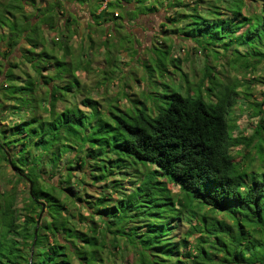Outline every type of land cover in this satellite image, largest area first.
I'll list each match as a JSON object with an SVG mask.
<instances>
[{"label": "trees", "instance_id": "16d2710c", "mask_svg": "<svg viewBox=\"0 0 264 264\" xmlns=\"http://www.w3.org/2000/svg\"><path fill=\"white\" fill-rule=\"evenodd\" d=\"M80 7L100 42L79 35ZM160 9L167 39L142 66L173 72L174 87L151 78L122 104L96 98L125 80L109 37ZM171 33L264 67V0H0V264H264L262 103L252 134L235 135L253 83L209 64L190 79Z\"/></svg>", "mask_w": 264, "mask_h": 264}, {"label": "rangeland", "instance_id": "374dc122", "mask_svg": "<svg viewBox=\"0 0 264 264\" xmlns=\"http://www.w3.org/2000/svg\"><path fill=\"white\" fill-rule=\"evenodd\" d=\"M44 3L45 2L41 1V4ZM148 4H150V2H148ZM69 7L71 9H75L76 4L74 2H69ZM79 9L80 15L82 16L79 18V35H83V31H85L86 35L88 33L93 34L98 42H100L101 36L99 35V30H96L97 33H94L95 30H93V28L88 25L89 23H93V25L95 23L92 20L90 12L87 8L80 7ZM167 14V11L160 9V11L150 12L149 15L142 16L139 18L138 23L135 21H126V27L122 28L120 33L109 37L111 42L115 41L119 44L118 50L120 51L121 55V65L125 70V80L114 81L109 85L108 88L102 87L101 89H96L95 92H98L96 98L98 97L99 99H105V101H103L105 103L112 101L115 104H122V102H124V91L128 92L133 97L139 96L142 91H147L149 88L148 83H152V79L158 80L163 84H170L174 87L173 72H166L164 76H162L160 71H155L153 74H151L153 70H150V74H147L145 72V68L142 66V60L147 59V57L151 54L149 47L154 42L156 45L160 46L163 44L162 42L164 39H167V35L165 32H163L164 28L161 25V21L166 20L165 17ZM118 22H120V20H118ZM107 29L109 30V28ZM49 36L53 37L54 33H49ZM122 36H126L124 39L125 41L127 39H131L134 41V43L126 42L124 44L125 47L120 46V40ZM169 37L172 38V42L174 44L173 56H178L182 59V68L188 73L190 79H195L197 81L199 77L202 76L205 66L209 64L212 66L215 72L221 74L222 77L225 75H237L238 77L246 78L253 83V87L250 90L251 93L248 98L244 99L243 97H240L234 111L238 125V129L235 130L234 134H244L246 136L252 134L259 118L258 115H255V109H257V106L253 107V103L261 102L262 109L264 111V84L256 80V78L260 77L261 75L264 76V67H262L263 64L257 66L255 70L242 68L240 62L236 61V55L233 53L232 49H230L228 52H224L220 46H216V48L222 52L220 56L216 58L211 52L207 54L201 51V49H196L192 39H183L181 36L172 33L169 35ZM76 42H80L79 37L74 39V43ZM77 43L76 45H78ZM127 47H130V49L126 50ZM131 47H135L138 50V55L131 53L133 50ZM93 51L95 53L93 56L92 71L88 74L82 71L80 74L82 81L86 82V84L89 86H93L96 80L100 78L101 74L99 70L101 66L104 65V47H95ZM160 53L161 50H159V48L154 49L152 54L149 56L150 60L148 64L146 60V65H151L149 67L155 68L153 62L156 56H161ZM151 75L152 77H150ZM137 78H140V81L139 79L136 80ZM162 83H160V88L165 89V87L161 85ZM240 89L242 90L243 88L240 87ZM241 147V145L235 146L233 147V151H236ZM24 186L25 184L21 183L19 187L21 190H23L25 188ZM174 189H178V186H174ZM21 205L22 203L20 202L18 207ZM188 227L189 223H185L181 226L180 230L185 232L188 230ZM125 254H128V252H125ZM129 255L131 258H135V253L132 251Z\"/></svg>", "mask_w": 264, "mask_h": 264}]
</instances>
